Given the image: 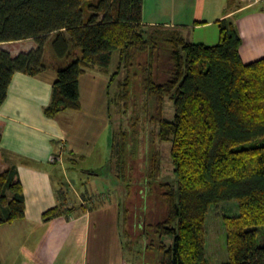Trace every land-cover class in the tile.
Wrapping results in <instances>:
<instances>
[{
	"label": "trees",
	"instance_id": "trees-1",
	"mask_svg": "<svg viewBox=\"0 0 264 264\" xmlns=\"http://www.w3.org/2000/svg\"><path fill=\"white\" fill-rule=\"evenodd\" d=\"M217 25L219 40L208 45L188 41L180 27L145 23L143 0H0V42L37 43L16 56L0 48V106L15 72L37 76L51 66L44 58L47 43L56 62L43 108L49 118L81 110L80 77L90 68L106 70L118 52L115 76L121 68L125 76L117 101H124L126 112L138 111L132 128L119 127L112 137L115 175L128 192L141 122L147 118L158 139L170 143L174 179H162L157 151L149 154L141 178L146 193L140 206L155 184L163 207L160 217H148L154 206L146 202L152 264H210L206 215L212 205L231 200L238 213L223 216L229 260L222 264H264V245L257 241L264 227V57L243 62L233 18ZM137 97L148 102L136 103ZM167 98L173 102L172 118L163 113ZM64 147L58 146L52 162L62 160ZM69 154L66 160H73L75 154ZM67 195L60 188V202L43 212L44 221L89 208L85 201L69 205ZM24 217L23 187L11 165L0 171V225Z\"/></svg>",
	"mask_w": 264,
	"mask_h": 264
},
{
	"label": "crops",
	"instance_id": "crops-1",
	"mask_svg": "<svg viewBox=\"0 0 264 264\" xmlns=\"http://www.w3.org/2000/svg\"><path fill=\"white\" fill-rule=\"evenodd\" d=\"M231 1L228 4V0H159L161 11L156 14L163 18L156 15L149 18L148 15L143 21L180 27L188 41L206 44L217 37V21L229 16L242 38L240 56L243 62L264 57V0L253 4L248 0ZM19 43L23 44L21 48L11 47ZM47 44L44 58L50 59L51 66L37 76L15 72L0 106V171L11 165L17 167L25 197V217L0 225V237L15 249V239L21 233L30 248L27 264H86L89 209L76 210L69 216L61 215L49 221L42 218L45 210L60 202L59 190L66 186L60 176L70 151L75 154V146L69 142L72 135L69 127L77 116V113H69L71 110H64L55 118L43 113L50 101L56 75V62L51 52L46 51ZM0 48L16 56L36 49L37 43L33 39L0 42ZM79 89L81 99V79ZM61 143L65 146L62 160L52 162L51 157ZM67 196L69 205L78 206L84 203L81 198L86 197V193H78L73 200ZM0 260L3 264L1 257Z\"/></svg>",
	"mask_w": 264,
	"mask_h": 264
},
{
	"label": "rangeland",
	"instance_id": "rangeland-1",
	"mask_svg": "<svg viewBox=\"0 0 264 264\" xmlns=\"http://www.w3.org/2000/svg\"><path fill=\"white\" fill-rule=\"evenodd\" d=\"M160 5L159 0H143V17L147 18L150 15L148 17L153 18L156 15L163 18L156 14L161 11ZM218 40L217 27L216 39L206 44H215ZM22 45L19 43L11 47L21 48ZM46 51L52 54L49 44ZM118 58V52H114L106 70L90 68L80 78L82 109L69 112L74 115L77 113L69 127L72 133L69 142L75 146V155L73 160L65 161L66 165L62 166L60 177L66 182L64 191L71 200L78 197V193H86V197L81 198L88 205L90 212V224L85 236L86 264H152L148 255V252L152 251V246L150 249L147 248L150 240L145 227L148 213L146 202L149 206H154L153 209L149 208L151 210L148 217L155 218V215L160 217L163 207L155 184L152 193L149 192L150 194L145 196V205L140 206L142 204L140 196L146 193L141 178L146 170L149 154L151 151H157L162 179L165 181L174 179L169 156L170 143L158 139L154 124L147 118L141 122L138 127L140 139L138 151L130 161L134 184L130 186L128 192L115 175L116 163L111 160L112 137L114 130L119 127L130 130L132 116L137 117L138 111L130 108L126 112V107L122 105L124 101L122 100V103L117 101L125 76L123 68L119 69L115 76V72L118 71ZM113 98L117 102L113 101ZM137 98L134 100L136 103L148 102L144 98ZM125 105L129 106V103ZM163 113L168 118L173 117V102L169 98L165 100ZM237 213L235 200L222 201L212 205L208 210L205 220L206 255L210 264H222L229 260L223 216ZM19 234L14 242L15 249L7 240L4 242L3 237H0V257L3 264H27V260L30 259L27 253L30 250L29 245L25 243L23 235ZM166 241L171 240L167 238ZM257 241L264 245V227L258 229Z\"/></svg>",
	"mask_w": 264,
	"mask_h": 264
},
{
	"label": "built area",
	"instance_id": "built-area-1",
	"mask_svg": "<svg viewBox=\"0 0 264 264\" xmlns=\"http://www.w3.org/2000/svg\"><path fill=\"white\" fill-rule=\"evenodd\" d=\"M250 3H257L259 0H248ZM55 160V157H51V161H54Z\"/></svg>",
	"mask_w": 264,
	"mask_h": 264
}]
</instances>
